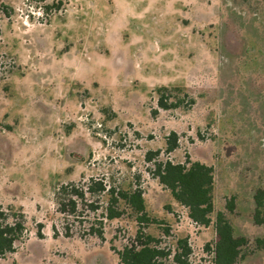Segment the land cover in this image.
Listing matches in <instances>:
<instances>
[{"label": "rangeland", "instance_id": "1", "mask_svg": "<svg viewBox=\"0 0 264 264\" xmlns=\"http://www.w3.org/2000/svg\"><path fill=\"white\" fill-rule=\"evenodd\" d=\"M52 1L0 0V205L27 219L0 264H121L117 251L138 230L124 205L122 217L105 220L103 239L80 224L72 238L54 236L64 221L57 188L93 178L140 185L157 221L146 233L173 253L188 238L190 264H215L219 213L246 240L236 264H264V208L263 224L255 220L258 191L264 197V0H62L50 12ZM148 152L157 153L151 162ZM188 158L214 170L209 228L152 173L155 163ZM88 198L102 208L83 211L85 227L103 219L107 201Z\"/></svg>", "mask_w": 264, "mask_h": 264}, {"label": "trees", "instance_id": "2", "mask_svg": "<svg viewBox=\"0 0 264 264\" xmlns=\"http://www.w3.org/2000/svg\"><path fill=\"white\" fill-rule=\"evenodd\" d=\"M56 2V3H53ZM57 4V5H55ZM63 6L62 0H53L46 5L47 11H57ZM160 97V107L169 108ZM177 134L173 132L167 138V151L172 152L177 147ZM157 156L155 152H148L146 160L151 162ZM153 175L159 183L167 188L172 197L182 206L188 209V217L196 225L206 228L213 225L211 215L214 212L213 203V181L214 170L211 166L190 158L185 163H173L172 161L155 163ZM106 194L107 201L102 211L103 219L85 227L84 210L87 208L92 212L100 210L98 204L89 201L88 195ZM256 215L258 224H263L261 212L264 208V197L259 191L255 197ZM57 213L62 216L61 231L54 226V236L59 234L67 238H72L78 233V224L84 226V234L96 235L100 239L104 237L105 220L120 218L125 213L122 205L136 214L138 230L136 236L128 240L122 250L117 251L121 264H168L172 257L174 264H190L189 257L192 249L188 238L177 240V248L173 253L170 249L161 246L159 238L146 233L145 229L150 224L156 223L149 214L140 185L129 190H122L115 186H109L103 179H92L85 184H62L57 188L56 193ZM26 215L18 209H5L0 205V256L14 252L16 242L22 240L27 233ZM42 225H40L41 227ZM219 240L215 243L214 252L216 254L215 264H236L240 257V248L245 244L244 237L234 236V228L227 221L223 213H219L214 224ZM166 236L171 235L170 227H165ZM38 237L42 238V230H38Z\"/></svg>", "mask_w": 264, "mask_h": 264}, {"label": "crops", "instance_id": "3", "mask_svg": "<svg viewBox=\"0 0 264 264\" xmlns=\"http://www.w3.org/2000/svg\"><path fill=\"white\" fill-rule=\"evenodd\" d=\"M211 227V226H210ZM209 228V227H208Z\"/></svg>", "mask_w": 264, "mask_h": 264}]
</instances>
